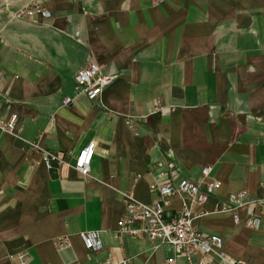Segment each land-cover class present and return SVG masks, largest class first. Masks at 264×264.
Returning <instances> with one entry per match:
<instances>
[{
  "label": "crops",
  "instance_id": "obj_1",
  "mask_svg": "<svg viewBox=\"0 0 264 264\" xmlns=\"http://www.w3.org/2000/svg\"><path fill=\"white\" fill-rule=\"evenodd\" d=\"M34 1L0 0V112L19 137L0 132V264H183L116 233L123 195L159 200L148 187L166 179L218 182L194 228L220 236L223 256L264 264V0H36L47 19L14 16ZM87 63L114 77L94 102L73 82ZM23 141L68 164L93 142L89 179L46 171ZM239 191L258 201L256 229L212 211ZM83 231L98 232V251Z\"/></svg>",
  "mask_w": 264,
  "mask_h": 264
},
{
  "label": "built area",
  "instance_id": "obj_2",
  "mask_svg": "<svg viewBox=\"0 0 264 264\" xmlns=\"http://www.w3.org/2000/svg\"><path fill=\"white\" fill-rule=\"evenodd\" d=\"M15 17L39 16L47 19L49 13L41 8L36 0L30 5L19 7ZM114 77L100 73L98 66L87 63L79 68L73 75L75 89L89 102L97 100L102 89L107 87ZM71 99L65 98L62 103L67 104ZM155 108L160 110L155 102ZM16 117L2 118L0 112V132L11 134L19 139L15 129ZM26 148L36 153L39 163L46 171L68 167L76 172L83 181L89 179V164L94 151V143L88 142L75 155L71 164L65 163L60 154L53 153L37 144L36 141H23ZM210 169L203 167L200 170L202 178L208 177ZM216 181L198 182L186 179H176L154 183L148 187L151 193H155L159 200L144 204L134 200L129 194H124L123 216L116 222V233L134 238H143L148 243L167 245L174 248L184 258L183 264H204L203 257L215 254L219 258V264H246L243 261L231 260L223 256L221 248L223 241L217 235H203L193 226V221L208 214L204 205L218 190ZM174 198L179 203V208L170 211L163 199ZM212 211L215 213L228 212L231 214V222L234 226L241 225L247 229H256L259 218L255 214L257 200L250 199L245 191L228 194L224 198L215 199L212 203ZM244 211V219L240 220L237 211ZM82 247L88 252H96L101 248L98 232L83 231L77 234ZM57 247L65 245L64 239L55 243ZM105 264H111L106 262ZM119 264H128L126 260ZM160 264H176L174 258H166Z\"/></svg>",
  "mask_w": 264,
  "mask_h": 264
}]
</instances>
